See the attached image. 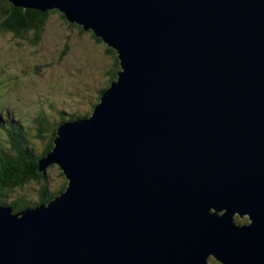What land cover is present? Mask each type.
Masks as SVG:
<instances>
[{"label": "water", "instance_id": "obj_1", "mask_svg": "<svg viewBox=\"0 0 264 264\" xmlns=\"http://www.w3.org/2000/svg\"><path fill=\"white\" fill-rule=\"evenodd\" d=\"M10 1L93 28L123 70L40 159L67 189L0 206V264H264V0Z\"/></svg>", "mask_w": 264, "mask_h": 264}, {"label": "rangeland", "instance_id": "obj_2", "mask_svg": "<svg viewBox=\"0 0 264 264\" xmlns=\"http://www.w3.org/2000/svg\"><path fill=\"white\" fill-rule=\"evenodd\" d=\"M83 26L77 21H68L62 12L56 10L48 16L36 44L13 32L0 30L2 124L17 119L34 137L39 118L59 125L72 113H90L92 116L94 107L101 103L98 101L101 91L110 85L116 59L112 47L92 29L86 30ZM28 36L32 37L33 33ZM6 133V129L0 127V137H6ZM43 135V140L33 139L38 151L45 149L51 132ZM0 147H8V141L1 140ZM47 173L49 188L55 190L56 186L63 184L64 176L57 163L50 164ZM20 193L34 206L38 200L37 183L29 184ZM20 193L16 192L17 195ZM13 197L11 194L8 200ZM234 216L237 223L250 222L247 214ZM208 260V264H224L213 256Z\"/></svg>", "mask_w": 264, "mask_h": 264}, {"label": "trees", "instance_id": "obj_3", "mask_svg": "<svg viewBox=\"0 0 264 264\" xmlns=\"http://www.w3.org/2000/svg\"><path fill=\"white\" fill-rule=\"evenodd\" d=\"M56 10L58 9L36 10L16 6L10 0H0V30L13 32L14 35L26 38L31 43L36 44L40 39L41 30L48 16ZM63 17L66 18L64 13ZM29 33H33V36L29 37ZM111 51L116 59V68L113 70L110 85L117 80L118 72L122 69L118 52L114 48ZM102 92L98 101L101 100ZM89 115L91 114L72 113L65 122L89 117ZM62 123L60 122L57 125V123H53L52 121L49 122L46 118H39L34 137H31L24 123L23 125H16L13 131H9L5 124H1L10 133L8 134V147H0V206H10L14 212H20L32 207L31 204L33 203L22 196L20 190L35 182L38 188V200L34 203L35 205L48 203L67 189L68 180L62 170V176H64L63 184L56 186L55 190L49 188L47 168L42 171L39 170L40 159L47 156L53 150L55 145L54 140L57 137V129ZM47 131L51 132L47 145L44 150L38 151L34 147L33 139L36 137L39 140L45 139V135L43 134ZM16 192L20 194L17 195ZM11 194H14V197L9 201L8 199Z\"/></svg>", "mask_w": 264, "mask_h": 264}, {"label": "bare ground", "instance_id": "obj_4", "mask_svg": "<svg viewBox=\"0 0 264 264\" xmlns=\"http://www.w3.org/2000/svg\"><path fill=\"white\" fill-rule=\"evenodd\" d=\"M90 29H93V28H90ZM99 38H101L105 43H106V41L104 40V38L102 37V36H100ZM107 44V43H106ZM108 45V44H107ZM109 46V45H108ZM20 52V51H19ZM120 65H121V63H120ZM122 67V66H121ZM123 70V69H122ZM119 73V72H118ZM118 79H119V75H118V77H117V81H118ZM84 118V117H83ZM86 118H88V117H86ZM75 120H77V119H75ZM75 120H68V121H66L67 123H70V122H72V121H75ZM64 125H66V123H62L60 126H64ZM48 129V128H47ZM23 134V133H22ZM53 151V150H52ZM51 151V152H52ZM51 152H49V153H51ZM53 164V163H52ZM57 165H59V164H57ZM59 167L61 168V170H62V172H63V174L65 175V177H66V179H67V176H66V174L64 173V170L62 169V167L59 165ZM68 180V179H67ZM66 190V189H65ZM38 205V204H37ZM36 206V205H35ZM35 206H32V207H35ZM21 211H23V210H21ZM20 211V212H21ZM14 212V211H13ZM20 212H14V213H16V214H18V213H20ZM20 217V216H19Z\"/></svg>", "mask_w": 264, "mask_h": 264}, {"label": "clouds", "instance_id": "obj_5", "mask_svg": "<svg viewBox=\"0 0 264 264\" xmlns=\"http://www.w3.org/2000/svg\"><path fill=\"white\" fill-rule=\"evenodd\" d=\"M209 259V258H208ZM209 262V261H208Z\"/></svg>", "mask_w": 264, "mask_h": 264}, {"label": "flooded vegetation", "instance_id": "obj_6", "mask_svg": "<svg viewBox=\"0 0 264 264\" xmlns=\"http://www.w3.org/2000/svg\"><path fill=\"white\" fill-rule=\"evenodd\" d=\"M209 261V260H208Z\"/></svg>", "mask_w": 264, "mask_h": 264}]
</instances>
